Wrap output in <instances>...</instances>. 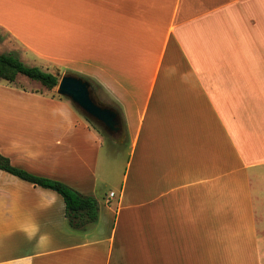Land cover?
I'll return each mask as SVG.
<instances>
[{"label": "crops", "instance_id": "obj_1", "mask_svg": "<svg viewBox=\"0 0 264 264\" xmlns=\"http://www.w3.org/2000/svg\"><path fill=\"white\" fill-rule=\"evenodd\" d=\"M0 36L101 86L128 147L109 189L70 100L0 85V153L99 203L75 230L60 194L0 170V264H264V0H0Z\"/></svg>", "mask_w": 264, "mask_h": 264}, {"label": "trees", "instance_id": "obj_2", "mask_svg": "<svg viewBox=\"0 0 264 264\" xmlns=\"http://www.w3.org/2000/svg\"><path fill=\"white\" fill-rule=\"evenodd\" d=\"M1 42L2 37L0 36V43ZM20 75L32 81L41 83L49 90L58 87L60 82L57 75L44 71L39 67L26 65L14 52L9 54H0V79L9 83H14ZM92 85L98 93V85L94 82ZM122 142L127 143L125 124L124 133L118 143ZM0 170L17 176L20 179L30 182L36 186L50 189L60 194L65 202L66 217L73 229L83 230L88 225L97 221L99 217V203L95 197L84 195L61 181L41 177L15 167L12 165L10 159L1 153Z\"/></svg>", "mask_w": 264, "mask_h": 264}, {"label": "water", "instance_id": "obj_3", "mask_svg": "<svg viewBox=\"0 0 264 264\" xmlns=\"http://www.w3.org/2000/svg\"><path fill=\"white\" fill-rule=\"evenodd\" d=\"M58 94L70 100L109 139L117 142L122 137L124 124L120 111L113 105L101 102L89 80L75 74H65L59 82Z\"/></svg>", "mask_w": 264, "mask_h": 264}, {"label": "rangeland", "instance_id": "obj_4", "mask_svg": "<svg viewBox=\"0 0 264 264\" xmlns=\"http://www.w3.org/2000/svg\"><path fill=\"white\" fill-rule=\"evenodd\" d=\"M3 42V41H2ZM12 46L11 44H6L1 46L0 45V54H9L12 53L11 52ZM9 52V53H8ZM46 71V70H45ZM55 75L58 76V78L61 80V78L65 75V74H75L78 76L79 75L77 72H73V71H68L67 69H61L59 71H53ZM83 77V76H81ZM86 78V77H83ZM91 83H93V80H91L90 78H87ZM15 86L18 88H25L28 90H32V91H50L52 94H54L55 96H60L58 94V87L49 90L46 87H44L41 83L36 82V81H32L22 75L17 77V80L15 81ZM0 85L1 86H5L8 85L7 82H5L4 80H0ZM97 96L99 98V100L105 104H110L112 105L113 102L111 100V98L108 96L107 92L101 87L98 86V93ZM91 122V121H90ZM91 124L98 130L100 131L104 137H105V141L103 143V148H102V152H101V164H102V168L103 170H108L107 168H110L111 171L116 172V174H112L110 173V176H104V174H102L100 172V178H105L107 179V182L109 184V189L110 188H116L119 184L120 181V172L124 169L125 166V162H126V155H127V144L123 142V144H116L113 143L103 132L100 128H98L95 124H93L91 122ZM121 140L118 139V141ZM117 175V176H116ZM116 176V177H115ZM113 177H115V179H113ZM102 187V186H101ZM106 186L103 188L105 189ZM113 190H117V189H113Z\"/></svg>", "mask_w": 264, "mask_h": 264}, {"label": "built area", "instance_id": "obj_5", "mask_svg": "<svg viewBox=\"0 0 264 264\" xmlns=\"http://www.w3.org/2000/svg\"><path fill=\"white\" fill-rule=\"evenodd\" d=\"M115 196V193H111V198Z\"/></svg>", "mask_w": 264, "mask_h": 264}]
</instances>
